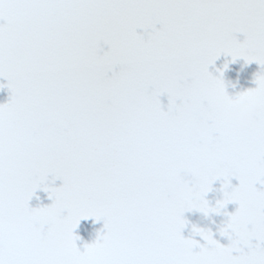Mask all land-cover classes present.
<instances>
[{"label":"snow or ice","instance_id":"obj_1","mask_svg":"<svg viewBox=\"0 0 264 264\" xmlns=\"http://www.w3.org/2000/svg\"><path fill=\"white\" fill-rule=\"evenodd\" d=\"M0 78V264H264V0H0Z\"/></svg>","mask_w":264,"mask_h":264},{"label":"flooded vegetation","instance_id":"obj_2","mask_svg":"<svg viewBox=\"0 0 264 264\" xmlns=\"http://www.w3.org/2000/svg\"><path fill=\"white\" fill-rule=\"evenodd\" d=\"M159 27V25L157 26ZM138 32H142V29H137ZM240 39H243L242 36H239ZM107 46H105V50ZM230 57H225L221 55L215 62L214 66H209V70L214 72L216 68H222L226 60H230ZM260 70V66L255 62L251 64H245L242 59L237 60L234 63H230L228 69L224 72V80L227 84V92L230 95H235L241 91L247 90L249 88L255 87L254 84V75ZM0 84H4L5 87L0 88V104L7 103L10 97V90L6 87L7 80L0 78ZM164 105H167V96L161 97ZM248 109L245 108L242 104H234L232 110L229 113L231 119L236 121H241ZM62 182L57 180L55 182L56 186H59ZM233 184H237L238 181L233 179ZM221 185L219 181L214 182L213 191H210L206 199H208L211 204H215L218 199H222V192L219 191ZM39 197L37 199L36 197ZM51 200L48 199L47 193L42 190H38L36 196L29 201L30 207H38L46 204H50ZM237 205L229 204L225 209L228 212H233ZM185 218L188 221L187 226L183 230V235L187 238L191 235L192 226L195 225L199 228L210 229L214 233V237L219 239L221 243L227 244V239L225 237L219 236V227L222 225L223 221L227 219L224 215L211 214L205 216L203 213L198 211H191L185 213ZM104 228V221L94 222V218H89L87 220H82L79 226L74 230V234L79 236L80 239L76 241L77 247L83 250L85 244L93 243L97 235ZM191 238L199 240L201 243L203 241L198 235L191 236Z\"/></svg>","mask_w":264,"mask_h":264},{"label":"clouds","instance_id":"obj_3","mask_svg":"<svg viewBox=\"0 0 264 264\" xmlns=\"http://www.w3.org/2000/svg\"><path fill=\"white\" fill-rule=\"evenodd\" d=\"M251 118V111L248 110L247 113L245 114V116L243 117V119L241 120V122H248Z\"/></svg>","mask_w":264,"mask_h":264}]
</instances>
